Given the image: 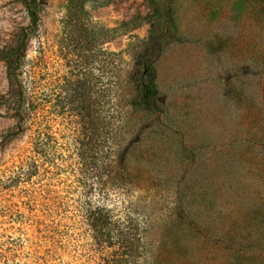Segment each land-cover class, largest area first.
I'll return each mask as SVG.
<instances>
[{"label":"rangeland","instance_id":"rangeland-1","mask_svg":"<svg viewBox=\"0 0 264 264\" xmlns=\"http://www.w3.org/2000/svg\"><path fill=\"white\" fill-rule=\"evenodd\" d=\"M37 2L29 58L52 72L56 89L64 74L88 83L102 115H115L112 103L122 109L114 170L140 230L142 264H264V0H157L161 16L150 0H88L77 13L94 32L85 64L67 33L74 7ZM28 23L19 0H0V50ZM146 50L156 57L153 109L131 105ZM7 90L0 59V96ZM14 123L0 104V243L21 259L31 256L28 262L54 264L44 228L70 207L60 203L74 179L65 165L71 135L57 119L60 168L41 169L28 183L22 161L29 139L19 133L7 140ZM224 233L231 243L218 238Z\"/></svg>","mask_w":264,"mask_h":264},{"label":"trees","instance_id":"trees-1","mask_svg":"<svg viewBox=\"0 0 264 264\" xmlns=\"http://www.w3.org/2000/svg\"><path fill=\"white\" fill-rule=\"evenodd\" d=\"M19 1L25 8L29 23L12 46L0 50L8 81V90L0 96V104L15 121L8 131L7 140L19 133L29 139L28 155L22 161V180L29 183L38 178L41 169L46 172L48 168L47 172L53 173L52 168H60L55 163L58 141L54 125L57 119L64 122L65 130L71 135L66 141L70 163L65 162V165L71 166L74 179L64 189L67 201L60 203V206L69 203L70 207L64 209V218L55 219L44 228L45 242L51 247L54 264H142L140 230L126 210L121 198L122 177L118 170H114L116 150L112 136L116 125L123 120L122 109L108 101L116 113L102 115L97 102L91 98L88 83L74 81L68 74L62 76V83L56 89L52 72L42 71L39 59L28 56L31 38L39 28L40 6L37 0ZM87 1L68 0L70 8L75 10L69 14L67 33L84 64L93 53L84 48L87 44L91 46L94 32L87 28L84 17L77 13L84 9ZM156 1L150 0L153 13L161 16ZM152 41L151 37L148 38L145 45ZM145 54L139 97L131 105L153 109L158 94L154 67L156 57L147 50ZM122 64V71H125L128 61L122 60ZM113 88L116 89L115 86ZM110 90L107 89L108 96ZM51 201L54 206V199ZM47 211L50 213L52 208ZM227 234L218 238L231 243ZM27 259H21L15 249L0 243V264H41L38 257L30 262Z\"/></svg>","mask_w":264,"mask_h":264}]
</instances>
